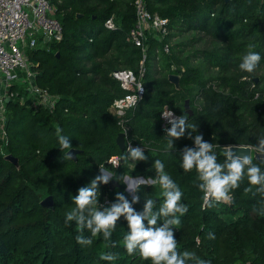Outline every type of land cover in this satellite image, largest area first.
Here are the masks:
<instances>
[{
	"label": "trees",
	"instance_id": "trees-1",
	"mask_svg": "<svg viewBox=\"0 0 264 264\" xmlns=\"http://www.w3.org/2000/svg\"><path fill=\"white\" fill-rule=\"evenodd\" d=\"M50 1L62 22L63 38L49 50H32L30 56L38 63L37 83L58 101L54 111L19 99L7 103L8 140L0 139V264H151L139 252L125 249L128 229L123 218L111 247L101 234L92 236L90 245L78 243L81 230L75 221L65 223V214L75 207L71 197L100 167H110L120 180L114 190L100 185V200L107 191L115 202V193L125 191L127 175L155 176L151 165L156 159L165 163L187 206L175 226L178 250L195 252L211 264H264V192L256 191L245 176L231 191L230 201L206 199L196 170L184 171L179 153L165 152L161 118L166 104L185 113L189 99L190 122L216 145L218 159L223 161V151L231 145L256 149L264 139V59L251 73L239 63L250 44L264 57V0H146L170 24L163 40L149 39L146 92L123 118L127 142L144 146L149 156L136 166L122 159L127 149L119 147L117 137L124 128L111 108L126 94L113 72L138 71L143 60L142 48L129 40L136 23L135 0ZM112 17L116 29L105 26ZM176 72L179 89L168 78ZM58 128L80 150L77 159H62ZM187 131L175 141L181 151L193 145ZM8 154L18 158L19 166L6 159ZM115 156L120 159L116 166L110 161ZM50 195L54 206L44 207L41 202ZM140 195L138 210L143 195L164 200L159 185H141ZM83 235L91 233L85 229ZM109 251L117 254L116 260L101 259Z\"/></svg>",
	"mask_w": 264,
	"mask_h": 264
},
{
	"label": "clouds",
	"instance_id": "clouds-1",
	"mask_svg": "<svg viewBox=\"0 0 264 264\" xmlns=\"http://www.w3.org/2000/svg\"><path fill=\"white\" fill-rule=\"evenodd\" d=\"M248 47L249 51L243 55L239 68L251 73L264 57L259 51L252 50L255 45L250 44ZM162 115L170 125L165 130L167 135L165 152L179 153L180 167L184 171L196 170L198 187L204 192L206 199L211 198L212 202L230 201L231 191L239 187L245 176L250 185L256 186V191L264 192V139H260L256 144L257 162H253L251 154L239 153L227 147L223 151L224 159L221 161L215 150L216 145L205 140L203 134L197 132L198 126L190 122L188 113L176 115L171 109L166 108ZM186 130L187 138L193 141V145H185L181 151L177 149L175 141L185 137ZM194 133L196 134L193 135ZM57 134L62 159L73 160L72 137L63 134V130L59 128ZM126 149L127 153L122 159L132 161L135 166L138 162L149 159L144 146H133L129 141L126 143ZM151 167H154L156 174L150 182H146L143 177L125 182V191H117L115 202L110 206L102 205L100 202L102 194L100 185H107L119 178L116 173L100 167L99 174L81 186L77 194L71 197L75 207L66 212L65 223L75 221L79 226L81 234L76 236V240L80 244L90 245L91 237L101 234L111 247H115L113 233L117 228V222L123 218L128 229L123 235V242L129 254L139 252L145 260L150 259L151 264H211V261L200 258L195 252L178 250L175 226L180 223V215L187 211L186 204L182 202L183 192L165 170V163L161 159L154 160ZM145 183L150 186L159 185L164 200L160 203L143 195V207L138 210L135 205L140 203V187ZM125 192L131 195V199ZM261 204H264V201H261ZM85 229L91 233L90 236L83 235ZM101 259L114 261L117 254L109 251L102 254Z\"/></svg>",
	"mask_w": 264,
	"mask_h": 264
},
{
	"label": "built area",
	"instance_id": "built-area-1",
	"mask_svg": "<svg viewBox=\"0 0 264 264\" xmlns=\"http://www.w3.org/2000/svg\"><path fill=\"white\" fill-rule=\"evenodd\" d=\"M136 23L129 33V40L142 48L143 60L138 71L122 69L113 72V76L120 81L126 94L113 101L111 108L121 119L119 124L124 128L123 118L127 111L135 107L146 92L145 58L148 53L149 39L154 37L163 40L169 33L170 19L152 12L146 0H135ZM105 26L116 29L112 18L105 22ZM63 38V25L56 15V7L50 0H0V139L8 140L6 131L7 99L27 103L25 96L36 98L33 106H42L54 111L58 96L37 83V72L30 53L37 48L50 49L52 44ZM93 39H90L92 42ZM170 51L169 44L164 47ZM175 66H172L175 72ZM177 73V72H176ZM166 108L176 115H181L169 104L164 105L161 118L162 129L165 132L170 127L163 117ZM126 132V131H125ZM131 142V141H130ZM128 143V142H127ZM132 143V142H131ZM133 145V144H132ZM134 146V145H133ZM119 164V157L111 160Z\"/></svg>",
	"mask_w": 264,
	"mask_h": 264
},
{
	"label": "water",
	"instance_id": "water-1",
	"mask_svg": "<svg viewBox=\"0 0 264 264\" xmlns=\"http://www.w3.org/2000/svg\"><path fill=\"white\" fill-rule=\"evenodd\" d=\"M228 1V0H227ZM169 80L171 83H173L176 88H180V80H181V76L177 73H170L169 74ZM259 79L256 78V81H258ZM7 101L9 102L10 100L7 99ZM185 107H186V112L190 115L193 114V110L190 108V101L189 99H187L185 101ZM126 143H127V136H126V132L125 131H121L117 137V144L119 145V147L123 150H126ZM228 148L233 149L236 152L239 153H249L251 154L252 158H257L256 155V149H253L252 146L250 145H231ZM72 153H73V158L77 159V154L80 152V150L76 149V148H72L71 149ZM6 159L9 160L10 162H12L14 165L19 166V160L17 157H15L13 154H8L6 155ZM120 186V181L119 180H112L109 182V189L110 190H114L116 187ZM41 204L44 207H53L54 206V199L52 197V195L46 197Z\"/></svg>",
	"mask_w": 264,
	"mask_h": 264
},
{
	"label": "rangeland",
	"instance_id": "rangeland-1",
	"mask_svg": "<svg viewBox=\"0 0 264 264\" xmlns=\"http://www.w3.org/2000/svg\"><path fill=\"white\" fill-rule=\"evenodd\" d=\"M36 100V98H33L31 96H28L26 95L25 96V101H27L28 103L30 104H34V101ZM113 163V162H112ZM115 165V164H114ZM116 166V165H115ZM132 166V165H131ZM102 169H107L109 172H111L110 170V167H107V166H102L101 167ZM138 177H143V179L146 181V182H150L151 178L154 177V176H150V177H144V176H130V175H127L125 178H124V183L125 182H131L133 181L134 179L138 178ZM109 184V183H108ZM147 184V183H145ZM143 185V184H141ZM101 204L102 205H105V206H110L111 203H113V200L110 199V195L107 194V191L106 193L104 194V196L102 197V199L100 200Z\"/></svg>",
	"mask_w": 264,
	"mask_h": 264
},
{
	"label": "crops",
	"instance_id": "crops-1",
	"mask_svg": "<svg viewBox=\"0 0 264 264\" xmlns=\"http://www.w3.org/2000/svg\"><path fill=\"white\" fill-rule=\"evenodd\" d=\"M89 41H90V39H89Z\"/></svg>",
	"mask_w": 264,
	"mask_h": 264
}]
</instances>
